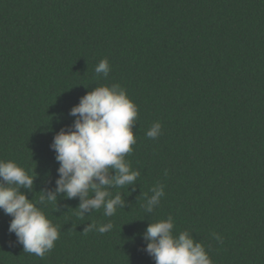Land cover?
Instances as JSON below:
<instances>
[{"label": "trees", "instance_id": "obj_1", "mask_svg": "<svg viewBox=\"0 0 264 264\" xmlns=\"http://www.w3.org/2000/svg\"><path fill=\"white\" fill-rule=\"evenodd\" d=\"M114 83L138 108L126 159L140 176L111 189L124 208L81 217L79 198L58 194L59 211L43 208L59 230L44 258L23 251L0 210V264H155L143 234L169 215L213 264H264V0H0V159L36 175L29 199L55 187L50 145L70 109ZM155 185L165 195L148 213Z\"/></svg>", "mask_w": 264, "mask_h": 264}, {"label": "clouds", "instance_id": "obj_2", "mask_svg": "<svg viewBox=\"0 0 264 264\" xmlns=\"http://www.w3.org/2000/svg\"><path fill=\"white\" fill-rule=\"evenodd\" d=\"M95 72L107 77L110 65L101 60ZM75 117L70 126L61 128L53 137L50 148L58 162L54 189L41 190L39 200L29 199L27 193L34 187L36 175L13 160L0 159V210L12 217L8 231L16 236V243L23 251L44 258L59 238V230L47 218L43 210L55 202L63 193L66 199L79 198L76 209L81 217L85 213L103 209V215L112 217L126 201L122 194L113 195L111 189L135 185L140 176L132 168L126 156L136 143L133 125L137 120L138 108L119 84L100 85L82 96L79 103L70 109ZM162 125L153 123L146 132L148 138L156 139ZM146 195L145 210L151 213L165 195L164 185H155ZM43 206V207H42ZM112 224H88L85 232L96 230L103 234L112 229ZM175 221L171 215L166 219L149 223L143 239V249L155 264H213L202 242L191 232L174 231ZM213 238H222L213 233Z\"/></svg>", "mask_w": 264, "mask_h": 264}]
</instances>
